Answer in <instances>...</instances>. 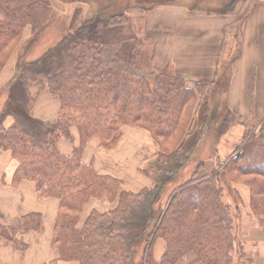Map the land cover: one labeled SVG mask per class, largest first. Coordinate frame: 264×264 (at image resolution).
<instances>
[{
    "label": "trees",
    "instance_id": "1",
    "mask_svg": "<svg viewBox=\"0 0 264 264\" xmlns=\"http://www.w3.org/2000/svg\"><path fill=\"white\" fill-rule=\"evenodd\" d=\"M7 7L5 6V13L11 20L5 22L0 19V56L14 46L13 42L26 26L24 19L12 14ZM1 9L4 8L0 5ZM109 29L106 32V43H99L97 51L90 57L86 54L88 59L86 64L82 63V69L78 68V61L73 59L79 52L77 41H70L67 46L72 57L69 72L49 79L53 85L50 87L52 94L62 95L63 107L71 106L72 112L79 115V122L65 120L60 113L52 123H44L30 116L19 105L10 109L13 112L5 110L0 123L7 116H12L16 122L10 129L1 130L0 150L12 151L19 163L15 183L18 184L21 180L32 181L40 198L59 200L53 247L58 249L60 258L64 261L109 264V260H114L119 264H133L137 253L134 250L141 248V242L145 239V246H142L145 251L143 264H234L235 254L240 252L241 247L236 244L237 226L233 223L234 219L229 217L228 207L223 202L224 191L220 175L222 171H226L232 175L233 180L230 181L249 187L250 207L264 234V116L260 119L253 118L258 125L255 131L250 129L252 119L245 122L244 138L239 145V154L234 158L224 162L218 159L219 165H213L209 173H202L207 163L199 159L197 170L187 180L176 184L166 200L165 209L161 207L162 213L158 212L160 208L156 209L161 198L156 177H153L155 185L151 189H144L136 195L120 192V181L110 176L97 175L90 165L82 162V146L93 137L104 136L101 141L109 143L111 139H116L115 135L119 132L117 129L124 124L133 123L144 127L158 141L167 140L157 156L158 162L166 163L162 168L165 183L174 184L180 168L189 160L184 149L189 136L194 134H190V129L198 137L202 134L199 128L203 118L201 110L204 98L210 91L220 88L224 79L229 87L232 68L229 63L222 65L220 77L209 84L190 82L172 74L169 66L156 70L158 75L148 74L137 68L135 61L126 60L118 54L119 47L112 44L115 40H120L116 35L118 29L114 25L107 30ZM68 38L64 39L65 43ZM85 53L86 49H82V57ZM59 54L60 52H56L54 56ZM41 60L33 62L32 66L37 67L35 72L24 70L20 77L23 85L26 86L29 81L36 83L37 80L47 84L46 74L39 67L42 63L47 64V60L43 57ZM160 76L169 79L162 84ZM151 79L154 80L153 84L149 83ZM86 87L88 90H84ZM217 93L224 95L226 91L223 89ZM136 94L138 104L135 105L132 98ZM110 96L112 99L109 101ZM19 98L16 92L6 105L11 101L25 102L23 98ZM219 104L220 101H217V105ZM188 110L192 111V123H189L190 118L187 119ZM224 110L228 116L224 121V132L219 137L227 132L234 118L228 105L227 110ZM221 111L222 109L215 118L214 115L206 118L207 124L203 125L210 128L208 135L216 132L215 126L211 125L219 122ZM91 119L94 120L90 123ZM194 123L196 129H193ZM85 124L88 130L84 138L80 137L82 145L70 156L61 153L57 147L60 138L74 143L70 130L74 126H80L81 130ZM168 140L172 141L170 145ZM28 143L31 155L27 153ZM99 199H117L118 206L103 214L93 211L84 226L79 227L84 206L91 200ZM101 221H105L106 226L99 229ZM169 222L175 224L174 228L168 229ZM41 224L39 214L22 218L12 225H5L0 216L2 237L13 242L22 251L26 249V245L18 239L19 234L30 230L39 231ZM160 237L167 243L165 254L157 263L153 258V248Z\"/></svg>",
    "mask_w": 264,
    "mask_h": 264
},
{
    "label": "rangeland",
    "instance_id": "2",
    "mask_svg": "<svg viewBox=\"0 0 264 264\" xmlns=\"http://www.w3.org/2000/svg\"><path fill=\"white\" fill-rule=\"evenodd\" d=\"M237 1L238 0H0V5L4 8L0 10V19H3L5 22L11 20L5 13V6H8L7 8L10 10V12L12 14H17L19 18H23L24 23L26 24L24 30L22 31V34H20L19 36L20 38L18 37V39L13 42L14 46H12V48L10 49L7 48L8 50H6L4 55L0 56V120L4 115L5 110L10 111L11 108L19 105L23 107L30 116L44 123H52L57 119L60 113L65 120L75 122L80 121L79 115L72 112L73 108H71V106L66 108L63 107L62 95L58 93L56 94H58L60 97L58 95H54L52 94L53 91L50 90V87L53 85L52 82L49 81V79H51V77L55 75L68 73L72 66V57L69 54L70 52L67 51V46L70 41H77L79 52H77L73 59L78 61V68L82 69V63L86 64V60L88 59L87 55H89L90 57L94 52H96V48L99 43H106V32L110 31V29H107L112 28V26L114 25L115 28L118 29V33L116 35L120 40H115L112 44H115L117 47H119L118 54H121L124 59L132 62L135 61L137 68H139L141 71L147 72L148 74L154 73L155 75H158L159 72H157L156 70H159L160 67L163 68L166 66L170 67L169 71L172 74H176V70L170 65H157L153 59V50L156 38H159V36L163 34V29L167 28L166 26L171 22L163 19L168 17L172 18L173 15L171 14V12L169 14H166L165 16L159 15L161 10L162 12L167 11L166 8L161 7L177 6L186 10L188 14H225L229 11H233V7ZM241 1L245 2L247 0ZM153 3H160L161 5L156 4L154 6ZM159 16L164 17L159 18ZM12 23L16 24L15 21H12ZM67 37L69 38L67 43H65L64 39ZM237 48L238 42L233 44L232 52H230V54L228 53L229 60L235 58V56L238 54L239 50L235 51V49ZM82 49H86L84 57H82ZM56 52H60V54L54 56V53ZM42 57L43 59L46 58L47 64L49 63V65L42 63L39 66L46 74V76H44L48 86L47 84L45 85L44 81L42 80H37L38 82L36 81V83H30L31 81H29L27 82L26 86L23 85L20 81V77L22 74H24V70L28 69L29 71L35 72L37 67L32 66L34 65L33 62L35 63L37 61H40ZM83 72L84 70L81 73ZM11 73L12 75L9 79L5 80L4 78H2L3 75L6 74L7 76H9ZM168 74L171 75L169 72ZM160 77L162 79V84L164 80L169 79L166 76ZM150 81V84L154 83L153 79H151ZM223 89L226 91L224 95L217 93L218 91L221 92V90ZM228 89V82L226 79H224L220 88L214 89V92L210 91V93L204 98L201 110L203 118H201L200 120L201 127L199 128L202 134L198 137V135H195V131L190 129V134L193 132L194 134L189 136L188 144H186V148L184 149V153L189 160L183 165L182 168H180L179 176L177 180L173 182L174 184H171V182L165 183V180L162 178L163 176H165L164 171H162L164 169L162 168L165 167L166 163L158 162L157 156V154L161 151V147H164L163 145L167 140L161 139L162 141H158L159 139H156L151 134V132H149V130L133 123L124 124L120 127L118 126L119 128L117 130H119V132L117 131L118 133L115 135L116 139H111L109 143H104L101 141L104 136L99 138L93 137L91 138V140L87 141L81 148L82 162L86 165H90L92 170L97 175L110 176L113 179L120 181V192L126 191L134 195L140 193L144 189H151L155 185L153 179L156 177V180H158L160 185L161 196L160 202L158 203L156 209L160 208L158 209V212L162 213L161 211L167 204L166 200L170 196V194H172L176 184L184 181L185 179L187 180L190 174L197 170V162L199 161V159H202L201 162L206 161L207 163L206 168L202 173H209L210 171H212V166L217 165L218 159L221 162H224L227 159L234 158L237 154H239V145L241 143L239 145L233 144L235 142L231 140V145H228L230 144L229 142L225 143V145L227 144V148L230 154L225 159H222V157L219 156V146L225 136L222 135L223 137H219V135L224 132V128L226 125L224 121L228 116V113L224 110H227ZM84 90H88V88L86 87ZM80 91L81 90H78V92ZM16 92L19 94L20 98H23V101L25 102L14 103V101H11L7 106V102L14 98ZM43 93L48 95L53 102L58 104L59 107V111L56 116L55 114L46 116L49 121L42 120L39 117L35 116L36 106L40 98H42ZM69 95H71V93H69ZM111 99L112 98L110 96L108 100L110 101ZM217 101H220L219 105H217ZM132 102L135 105L138 104V94H136L135 98H132ZM40 107L43 108L42 105H40ZM221 109L222 111L220 113V118L218 119L219 122L211 125L215 126L216 132H212L208 135L207 132L210 128L207 127L208 125L206 127L203 125L207 124L206 118L211 115H214L215 118ZM10 112H8V114H10ZM191 113L192 111H187V119L190 118L189 123H192ZM253 118L254 117H251L253 121L250 123L253 124L249 125L251 127L250 129H253L255 131L258 129V125L257 123L255 124L254 119L258 118ZM93 120L94 119H91L90 123L93 122ZM233 121L231 122V124L233 123ZM15 122L16 121L12 116H7L4 119V122L0 123V132L3 128L8 130L13 127L15 125ZM235 123L236 121L232 125H234ZM182 125L185 126V124ZM202 125L204 128L202 127ZM124 127H133L136 129L139 128L149 133L148 136L150 140H146L145 138H143L138 142L137 139L142 138V136H135L134 138H136V140L132 141L130 144L131 159L138 160V167L130 168L131 186H133V188L137 187L139 183H142V179L147 180L148 182H152L149 187H143L138 192H133L125 188V184L122 182V180L117 178V176H122L119 174V172L115 173V176L117 175L116 177L110 175V173L99 174L97 172L101 168V166L103 170L115 171L113 158H108V156L114 157V152L122 142V129ZM188 127L190 126L188 125ZM193 129H196L195 123L193 125ZM229 129L227 131H229ZM87 130L88 126L86 124L83 128H81V130L80 126L72 127L70 132L74 139V143H70L61 137L57 144L58 149L59 143L65 140L72 147V153L70 154L72 155L75 149L79 148L82 145L80 137L84 138ZM215 139H217L218 143L214 142ZM92 141H95L97 143V148L95 149L97 161L94 162L93 158L90 163H86L83 159L84 152L87 146ZM171 143L172 141L168 140V145H170ZM29 146L30 144L28 143L27 153L31 155L32 152ZM165 148L169 149V146L167 147L165 145ZM3 152H9L12 156V159L17 164L12 180L13 184L17 185L15 183V177L19 168V163L13 157L12 151L3 150ZM60 152L63 153L61 150ZM214 152L216 153L215 155ZM63 154L67 155L65 153ZM212 155L214 156L212 157ZM96 164L98 166H96ZM217 166H214V168ZM230 179L233 180L230 173H226V171L221 172L220 184L222 185L224 191L223 202L228 207L229 217L234 219L233 223L235 226H237V220L240 217V212L238 205L235 204L236 192L231 189V186H229V184L231 185L232 183H234L233 181H230ZM22 181L28 180H21L19 183H21ZM106 202L110 203L112 206L110 205L107 210H104V207H102V205ZM117 206V199L116 201H109L107 199L91 200L83 208L81 225L79 224V227L84 226L86 220L89 219V216L93 211L103 214L113 211ZM174 225V223H167L168 229L174 228ZM103 226H106L105 221H101L98 228L101 229ZM151 230L153 231V229ZM1 232L2 231L0 230V235ZM8 242L13 243L11 241ZM166 243V240L160 237L158 238L155 247L153 248V258L157 263L161 261L163 255L165 254ZM236 244L238 245L237 240ZM142 246H145V239L141 242V248L134 250V252L137 251V253L136 259L134 257L133 264L144 263L145 251L142 249ZM160 246L163 248V254L160 259H157L155 256L156 250H160ZM238 246H240V244ZM54 249L56 248L54 247ZM109 264H119V262L116 263L114 260H109Z\"/></svg>",
    "mask_w": 264,
    "mask_h": 264
},
{
    "label": "crops",
    "instance_id": "3",
    "mask_svg": "<svg viewBox=\"0 0 264 264\" xmlns=\"http://www.w3.org/2000/svg\"><path fill=\"white\" fill-rule=\"evenodd\" d=\"M161 8L167 11L161 10L159 15L165 16L170 12L173 15L172 18L163 19L171 22L164 25L167 28L163 29V34L156 38L154 44L153 59L157 65H170L179 77L190 82L209 84L220 77L222 65L231 64L232 79L227 105L234 113L233 123H236L230 125L219 146V156L225 159L230 154L225 143L231 145L232 140L235 142L233 144L239 145L246 131L245 122L251 117L260 119L264 116V0H238L233 11L225 14H188L177 6ZM237 42L238 48L235 51L239 50L238 54L229 60L228 53L232 52V46ZM11 75L5 74L2 78L7 80ZM58 111V104L43 93L36 106L35 116L49 121L46 116H56ZM122 130L123 139L114 157L108 156L113 158L115 171L103 170L101 166L97 172L110 173L114 177L119 172L123 177L117 178L122 180L125 188L138 192L143 187H149L152 182L142 179L137 187L131 186L130 168H137L138 160L131 159L130 144L136 140L135 136H142L137 139L138 142L143 138L148 140L149 133L133 127H124ZM58 146L63 153H72V147L67 141H61ZM96 148L95 141L87 146L83 156L86 163H90L93 158L94 162L97 161ZM16 167L11 154L0 151L2 221L12 225L22 218L39 214L42 224L39 231L30 230L19 234L18 238L26 245L23 251L0 235V264H80L77 261L62 260L58 250L53 247L54 228L59 213L58 200L40 198L32 182L22 181L14 185L12 180ZM229 186L236 192L235 204L240 212L236 240L241 249L235 254L234 264H264V234L251 211L250 189L245 184L232 183ZM110 205L106 202L102 207L107 210ZM159 248L155 255L157 259L163 254V248Z\"/></svg>",
    "mask_w": 264,
    "mask_h": 264
}]
</instances>
